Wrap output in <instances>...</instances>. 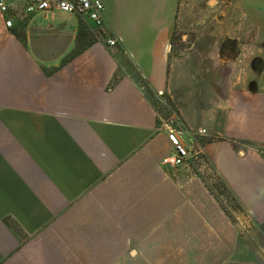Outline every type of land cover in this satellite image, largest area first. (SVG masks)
Segmentation results:
<instances>
[{
    "label": "crops",
    "instance_id": "0c3cea01",
    "mask_svg": "<svg viewBox=\"0 0 264 264\" xmlns=\"http://www.w3.org/2000/svg\"><path fill=\"white\" fill-rule=\"evenodd\" d=\"M5 1L0 264H264V29L214 27L232 2L264 20V0H102L101 28ZM81 25L93 40L63 61ZM226 38L238 42L228 60ZM150 91L181 122L182 163H163L177 147ZM197 154L247 214L251 238Z\"/></svg>",
    "mask_w": 264,
    "mask_h": 264
},
{
    "label": "rangeland",
    "instance_id": "374dc122",
    "mask_svg": "<svg viewBox=\"0 0 264 264\" xmlns=\"http://www.w3.org/2000/svg\"><path fill=\"white\" fill-rule=\"evenodd\" d=\"M243 8H249V5H242ZM240 11H245V9ZM221 12V11H220ZM224 18L219 20L218 23L214 25L215 28H219L222 32L233 33L241 28L252 27V29L259 28L264 29V20H258L256 23L250 21L243 17L242 13L239 14V8L235 10L234 3L226 5L225 10L223 11ZM264 15V14H263ZM157 111L159 113V122L169 129L170 132L176 127V122L171 120L173 107L170 106L163 100H160L156 97L151 96ZM195 164L199 167L203 176L207 180L208 184L211 186V189L223 204L226 210L229 212L231 217L238 224L241 235H249L252 237L253 226L247 217L245 211L241 208L239 203L231 195L230 191L225 187L221 179L217 176L215 171L212 169L211 165L206 161L205 157L202 154H197L194 157ZM250 233V234H249Z\"/></svg>",
    "mask_w": 264,
    "mask_h": 264
},
{
    "label": "built area",
    "instance_id": "2783aa9c",
    "mask_svg": "<svg viewBox=\"0 0 264 264\" xmlns=\"http://www.w3.org/2000/svg\"><path fill=\"white\" fill-rule=\"evenodd\" d=\"M22 4V10L25 14H31L38 11H46L59 9L66 12L76 13L80 16L90 18L97 27H102L105 23V6L102 0H18ZM2 11L8 10V5L5 0L0 1ZM8 26L12 25L11 19H6ZM108 43L115 44L114 39H108ZM179 125L180 120L177 117L173 118ZM205 132V129L201 130ZM170 140L176 145V152L163 158V163L179 164L185 161L189 156L188 150L181 144L179 136L175 132L169 133ZM264 152V148H263Z\"/></svg>",
    "mask_w": 264,
    "mask_h": 264
},
{
    "label": "trees",
    "instance_id": "16d2710c",
    "mask_svg": "<svg viewBox=\"0 0 264 264\" xmlns=\"http://www.w3.org/2000/svg\"><path fill=\"white\" fill-rule=\"evenodd\" d=\"M84 27L81 25V30L79 31L78 37H77V45L76 48L71 51L65 58L63 61H67L68 59L76 56L77 54H79L87 45H89V43L92 42L93 37L91 39H87V34L84 32ZM90 40V41H89ZM237 47H238V42L236 39L234 38H226L223 43L221 44L220 47V55L223 59H232L237 55ZM150 94L153 97H156L155 95H153L150 91ZM160 100L165 101L166 103H168L170 106H172V103L170 101L169 98L167 97H156ZM159 114V113H158ZM159 119V118H158ZM171 120L173 121V119L171 118ZM159 121V120H158ZM175 121V120H174ZM176 122V121H175ZM206 159V158H205ZM206 161L208 162V160L206 159ZM209 163V162H208ZM210 164V163H209ZM216 173V172H215ZM217 174V173H216ZM217 176L219 177V175L217 174ZM220 178V177H219ZM222 181V180H221ZM223 182V181H222ZM224 184V183H223ZM225 185V184H224ZM226 187V185H225ZM227 188V187H226ZM232 195V194H231ZM222 204V203H221ZM223 205V204H222ZM242 208V207H241ZM243 209V208H242Z\"/></svg>",
    "mask_w": 264,
    "mask_h": 264
}]
</instances>
